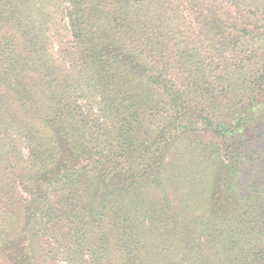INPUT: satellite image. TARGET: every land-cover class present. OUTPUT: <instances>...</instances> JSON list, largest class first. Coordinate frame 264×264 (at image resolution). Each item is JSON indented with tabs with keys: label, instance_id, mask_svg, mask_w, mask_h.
Wrapping results in <instances>:
<instances>
[{
	"label": "trees",
	"instance_id": "obj_1",
	"mask_svg": "<svg viewBox=\"0 0 264 264\" xmlns=\"http://www.w3.org/2000/svg\"><path fill=\"white\" fill-rule=\"evenodd\" d=\"M0 264H264V0H0Z\"/></svg>",
	"mask_w": 264,
	"mask_h": 264
}]
</instances>
